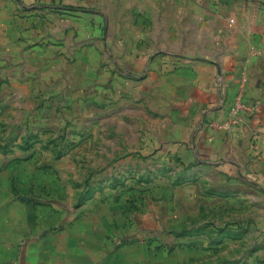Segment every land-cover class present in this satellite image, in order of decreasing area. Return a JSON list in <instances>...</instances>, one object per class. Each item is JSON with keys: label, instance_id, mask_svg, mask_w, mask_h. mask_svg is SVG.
Listing matches in <instances>:
<instances>
[{"label": "crops", "instance_id": "crops-1", "mask_svg": "<svg viewBox=\"0 0 264 264\" xmlns=\"http://www.w3.org/2000/svg\"><path fill=\"white\" fill-rule=\"evenodd\" d=\"M155 1L146 25L137 13L130 27L95 0H0V123L31 110L43 80L74 79L75 65L90 72L108 48L119 71L145 66L163 76L157 89L170 99L154 143L164 158L245 173L264 188V0ZM143 48L158 50L145 56ZM241 92L250 109L238 126L222 127ZM17 204L0 195V264L181 261L172 257L178 248L142 237L125 219H26Z\"/></svg>", "mask_w": 264, "mask_h": 264}, {"label": "rangeland", "instance_id": "rangeland-1", "mask_svg": "<svg viewBox=\"0 0 264 264\" xmlns=\"http://www.w3.org/2000/svg\"><path fill=\"white\" fill-rule=\"evenodd\" d=\"M95 2L130 27L137 13L146 25V9L160 7L155 0ZM104 53L90 72L75 65L74 79L43 80L31 110L0 123L3 199L17 202L26 219H125L142 237L178 248V264H264L258 178L164 158L154 143L170 99L157 89L163 76L145 66L119 71Z\"/></svg>", "mask_w": 264, "mask_h": 264}, {"label": "built area", "instance_id": "built-area-1", "mask_svg": "<svg viewBox=\"0 0 264 264\" xmlns=\"http://www.w3.org/2000/svg\"><path fill=\"white\" fill-rule=\"evenodd\" d=\"M231 21L234 22V19H231ZM249 109L250 105L245 99L244 92L239 93L229 105L228 117L220 123L221 126L227 128L238 126L242 122L243 112Z\"/></svg>", "mask_w": 264, "mask_h": 264}, {"label": "trees", "instance_id": "trees-1", "mask_svg": "<svg viewBox=\"0 0 264 264\" xmlns=\"http://www.w3.org/2000/svg\"><path fill=\"white\" fill-rule=\"evenodd\" d=\"M70 8H73V7H70Z\"/></svg>", "mask_w": 264, "mask_h": 264}]
</instances>
